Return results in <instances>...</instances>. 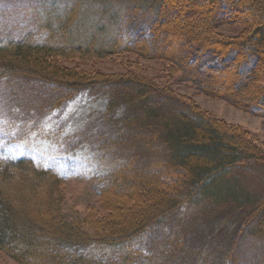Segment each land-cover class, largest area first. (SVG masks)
Here are the masks:
<instances>
[{
  "label": "trees",
  "instance_id": "1",
  "mask_svg": "<svg viewBox=\"0 0 264 264\" xmlns=\"http://www.w3.org/2000/svg\"><path fill=\"white\" fill-rule=\"evenodd\" d=\"M93 1L32 7L35 32L0 40V75L32 77L56 91L53 108L81 91L108 92L109 130L118 140L104 137L98 148L129 141L143 152L99 177L107 215L93 208L74 220L63 213L58 172L31 157L0 156V254L18 264H179L185 250L189 262L237 264V241H264V192L252 196L243 186L253 168L264 174V144L195 104L168 109L172 96L151 82L86 75L61 62L133 53L164 62L205 97L264 119V0H102L92 34L110 26L112 37L75 43L71 28L82 4L91 9ZM145 17L144 31L121 32L122 21L132 28ZM222 26L241 31L224 37ZM233 206L244 211L240 239L229 250L188 251L183 231ZM260 252L250 264H264V247Z\"/></svg>",
  "mask_w": 264,
  "mask_h": 264
},
{
  "label": "rangeland",
  "instance_id": "2",
  "mask_svg": "<svg viewBox=\"0 0 264 264\" xmlns=\"http://www.w3.org/2000/svg\"><path fill=\"white\" fill-rule=\"evenodd\" d=\"M68 1L0 0V40L8 36L19 38L30 31L35 32L38 21L31 15L32 7L40 10L49 3V6L56 3L53 9H64L70 3ZM101 1H93L91 9L86 3L82 4L78 19L71 28V41L78 38L79 41L75 43H81L91 39L95 44L112 37L110 26L92 34L94 27L101 22L99 7H95ZM112 1L117 6L123 4L122 0ZM148 21L149 17L140 18L138 26L132 28L131 25H122L125 23L122 21L120 24L123 27L120 25L119 28L121 32H129L128 35L133 36L139 30L144 31ZM240 31L238 26H222L219 34L235 37ZM44 37V32L37 36L40 39ZM61 64L66 68H77L86 75L117 79L138 77L151 82L172 96L167 99L168 109L177 110L181 106L195 104L208 115L240 127L252 139L264 144V119L236 109L225 101L205 97L194 85L186 83L180 75L172 72L164 62L146 61L133 53H122L106 59L78 57L62 60ZM56 96V91L41 85L35 78L0 75V156L31 157L44 167L58 172L65 179L62 186L63 213L70 220L84 219L93 208L100 216L107 215L105 202L101 201L97 193L99 177L105 171L127 162L133 154L139 156L143 151L133 150L129 141L110 150L101 151L98 148L104 137L118 140L109 130V122L112 120L109 118L110 112L107 113L108 92L81 91L66 102L62 101L61 106L53 108L52 101ZM116 112L114 118L120 120L122 111L117 108ZM145 156H148L146 152ZM261 171L255 167L251 175L243 178V186L247 188L244 190L252 196L257 197L264 192V174ZM225 212L214 216V219L204 220L190 233L183 231L182 237L186 241L184 246L188 251L204 254L203 251L211 253L214 248L220 251L230 249L233 241L239 238V224L245 218L244 211L237 212L235 206ZM164 235L162 233L161 236ZM236 244L233 250L237 254V264H250L252 259L262 257L260 250L264 247V241L251 242L244 238ZM182 253L183 261L179 264H198L196 261L189 262L193 256L190 257L185 250ZM0 264L18 263L0 254Z\"/></svg>",
  "mask_w": 264,
  "mask_h": 264
}]
</instances>
